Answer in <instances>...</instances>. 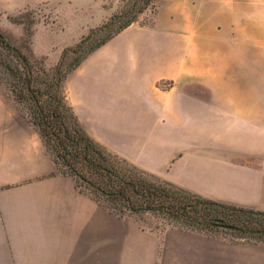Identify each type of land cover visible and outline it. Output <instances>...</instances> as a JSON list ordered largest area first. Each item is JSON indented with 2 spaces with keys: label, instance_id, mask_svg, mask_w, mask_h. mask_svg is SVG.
<instances>
[{
  "label": "crops",
  "instance_id": "1",
  "mask_svg": "<svg viewBox=\"0 0 264 264\" xmlns=\"http://www.w3.org/2000/svg\"><path fill=\"white\" fill-rule=\"evenodd\" d=\"M262 16L264 0H204V12L131 24L67 75L66 101L91 138L140 169L264 211V103L252 99L264 97ZM239 83L249 88L226 87ZM0 264H264V244L116 214L59 170L30 121L9 119Z\"/></svg>",
  "mask_w": 264,
  "mask_h": 264
},
{
  "label": "trees",
  "instance_id": "2",
  "mask_svg": "<svg viewBox=\"0 0 264 264\" xmlns=\"http://www.w3.org/2000/svg\"><path fill=\"white\" fill-rule=\"evenodd\" d=\"M151 0H126L109 23L91 30L73 47L64 48L49 72L11 44L0 32V81L22 103L30 121L62 173L116 214L158 216L167 225L214 234L229 233L264 244V211L203 197L166 180H159L91 138L66 101L64 80L92 51L136 20ZM117 26L94 44L91 36L113 23ZM69 55L72 56L67 60ZM226 226V227H224Z\"/></svg>",
  "mask_w": 264,
  "mask_h": 264
},
{
  "label": "rangeland",
  "instance_id": "3",
  "mask_svg": "<svg viewBox=\"0 0 264 264\" xmlns=\"http://www.w3.org/2000/svg\"><path fill=\"white\" fill-rule=\"evenodd\" d=\"M125 1L0 0V32L11 44L28 54L37 66H43L50 72L57 64L64 48L73 47L89 31L98 29L104 23H109L111 16L120 11ZM190 9H193L195 13L204 12V0H151L131 24L149 25L162 18L163 15L175 14L179 11L190 12ZM18 26H22V37L19 36ZM116 26L115 22L94 33L86 44L91 46ZM72 56L75 55H69L67 60H70ZM257 72L256 88H264L262 66H257ZM226 87L249 88L245 83ZM250 88H253V85H250ZM252 99L257 103H264V97L259 96V93L256 98ZM26 112L25 106L19 103L9 87L0 81V120L25 119L30 121ZM34 128L36 129L35 126ZM108 151L117 156L114 152ZM141 218L147 225H167L165 219L149 213L142 214ZM210 236L225 237L232 242H246L221 231L210 234Z\"/></svg>",
  "mask_w": 264,
  "mask_h": 264
},
{
  "label": "clouds",
  "instance_id": "4",
  "mask_svg": "<svg viewBox=\"0 0 264 264\" xmlns=\"http://www.w3.org/2000/svg\"><path fill=\"white\" fill-rule=\"evenodd\" d=\"M5 20H7L6 18H4ZM258 23L264 24V16H262L258 21ZM9 23V22H8ZM10 24V23H9ZM20 31H19V36L22 37L23 36V30H22V26H18Z\"/></svg>",
  "mask_w": 264,
  "mask_h": 264
},
{
  "label": "water",
  "instance_id": "5",
  "mask_svg": "<svg viewBox=\"0 0 264 264\" xmlns=\"http://www.w3.org/2000/svg\"><path fill=\"white\" fill-rule=\"evenodd\" d=\"M224 227H226V226H224Z\"/></svg>",
  "mask_w": 264,
  "mask_h": 264
}]
</instances>
